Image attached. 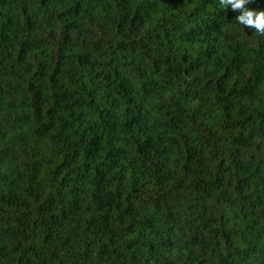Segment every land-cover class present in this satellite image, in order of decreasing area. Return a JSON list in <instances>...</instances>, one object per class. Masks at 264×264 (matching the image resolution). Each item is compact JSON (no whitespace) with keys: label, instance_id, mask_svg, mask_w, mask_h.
<instances>
[{"label":"trees","instance_id":"1","mask_svg":"<svg viewBox=\"0 0 264 264\" xmlns=\"http://www.w3.org/2000/svg\"><path fill=\"white\" fill-rule=\"evenodd\" d=\"M237 15L0 0V264H264V36Z\"/></svg>","mask_w":264,"mask_h":264},{"label":"clouds","instance_id":"2","mask_svg":"<svg viewBox=\"0 0 264 264\" xmlns=\"http://www.w3.org/2000/svg\"><path fill=\"white\" fill-rule=\"evenodd\" d=\"M251 0H220L224 7L231 6L239 15L236 20L245 28L254 29L260 36H264V10L247 7Z\"/></svg>","mask_w":264,"mask_h":264}]
</instances>
